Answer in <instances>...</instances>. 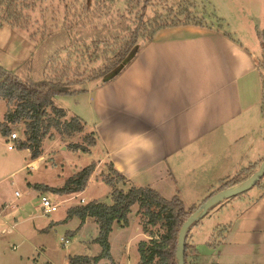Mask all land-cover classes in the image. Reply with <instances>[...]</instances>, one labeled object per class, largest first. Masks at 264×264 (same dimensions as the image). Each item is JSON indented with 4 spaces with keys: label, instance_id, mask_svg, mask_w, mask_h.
I'll return each mask as SVG.
<instances>
[{
    "label": "crops",
    "instance_id": "0c3cea01",
    "mask_svg": "<svg viewBox=\"0 0 264 264\" xmlns=\"http://www.w3.org/2000/svg\"><path fill=\"white\" fill-rule=\"evenodd\" d=\"M13 33L7 30L0 50H11ZM257 69L250 48L222 28H162L115 76L87 81L78 93L90 95V120L79 116L86 132L95 133L89 152L101 153L98 160L112 163L127 185L163 196L155 185L168 175L172 196L186 207L200 204L222 179L264 156L260 102L249 99ZM94 176L95 170L89 181ZM250 190L238 194L239 205H220L216 214L225 219L217 225H226L218 233L204 223L188 231L187 264H264V186ZM203 242L214 248L210 259L197 246Z\"/></svg>",
    "mask_w": 264,
    "mask_h": 264
},
{
    "label": "rangeland",
    "instance_id": "374dc122",
    "mask_svg": "<svg viewBox=\"0 0 264 264\" xmlns=\"http://www.w3.org/2000/svg\"><path fill=\"white\" fill-rule=\"evenodd\" d=\"M91 1V11L99 15L97 6L104 0ZM115 1L105 4L107 11L111 15H115L116 13H125L130 9L131 13L127 17H131L130 24L132 26L138 22L139 13L143 3L146 2L152 4L147 8L144 17L152 18L154 15L152 9L158 5L159 13L162 14L163 19L177 15L179 22L200 23L205 26L222 28L241 39L256 56L257 65L260 64L261 48L257 32L261 31L264 34V0H117L116 3ZM84 2L85 0H14L12 6H15L19 14L17 20L19 27L13 28L7 23L0 26V45H3L7 30L14 32L11 50L6 52L0 50V65L7 69L18 68L34 52L33 61H36L40 68L34 71L33 77L38 79L45 59L50 55L53 56V50L60 42H63L61 41L63 39L61 30L68 23V21L63 23L64 18L68 14L70 21L74 9H81ZM122 2L124 5L126 4L125 7ZM5 7V3L0 5L1 21H6L7 18ZM187 14L188 18H186ZM15 17L11 19L14 20ZM105 17L108 18V16ZM91 21L99 23L96 18H92ZM143 43L145 42L139 40L135 44L130 53L131 56ZM102 62L101 60L92 64L85 62L81 70H84L85 67L100 66ZM86 70L85 75L90 72V68ZM261 71L264 75V69ZM261 71L257 69L252 77L249 92L250 101L261 102L263 92ZM113 76L114 74L108 78ZM85 83L81 86H85ZM88 97L90 95H57L53 98V102L57 107L67 111V118L88 116L90 120V108L86 106ZM9 107L6 99H0V123L4 121V115ZM9 127L10 132H15L18 138L22 137L23 123L9 124ZM86 133L84 128L82 132L68 136L52 129L51 136L41 142V154L32 159L28 149L17 147L16 140H10L9 134H3L0 130V264H69L71 256L93 257L100 252L101 246L95 241L99 234L95 220L91 218L81 223L77 216L66 218L69 207L93 200L111 203V187L105 182V179L110 175L109 163L98 160L101 153L84 152L70 147L72 143L88 146V138H85ZM261 135L264 139V121ZM253 137L258 139L256 135ZM8 143L13 145L12 149L7 148ZM92 148L93 146H89L90 150ZM92 161L100 166L95 169V176L87 183L83 192L59 195L29 186L34 183L46 184L51 187L62 186L67 178ZM169 183L172 188L175 187L168 175H165L164 180H160L155 185L166 198L172 196L170 187H168ZM263 186L264 177L257 186L254 185L250 188L251 190L249 189L250 193H258ZM247 191L243 193H249ZM43 195L58 204L56 211L49 214L43 212L40 203ZM239 195L229 197L216 204L196 225L190 228L191 231L197 229L196 227L201 223H204L206 230L215 224V227H218L217 233L221 231L226 224H217H220L218 221L223 222L225 218H221L223 214L216 213H219V207L222 204L228 205V207L232 203V205H239L241 203V200L237 198ZM80 198L84 199L83 203L80 202ZM229 211H233L232 208ZM228 213L226 212L225 215ZM210 217L211 219L208 220ZM140 220L138 205L134 204L128 213L127 226L121 227L117 223L113 224L109 234L110 253L112 260L117 264H138V242L148 239L147 234L143 232ZM157 229L155 227L152 230L156 231ZM205 237L206 235L201 238ZM65 238H68L71 243L63 244ZM187 239L189 240V236ZM197 246L204 259L212 257L208 254V249L214 250V248L206 247L205 242ZM97 264H111V262L104 258L100 259Z\"/></svg>",
    "mask_w": 264,
    "mask_h": 264
},
{
    "label": "trees",
    "instance_id": "16d2710c",
    "mask_svg": "<svg viewBox=\"0 0 264 264\" xmlns=\"http://www.w3.org/2000/svg\"><path fill=\"white\" fill-rule=\"evenodd\" d=\"M110 1L115 0H104L98 4L99 15L91 11V0H85L81 9H74L70 21L68 14L66 15L63 23L66 21L68 23L65 27L62 25L61 30L63 38L61 41L63 42H60L53 50V56L50 55L45 59L38 79L33 77L34 71L40 68L39 64L33 61L34 52L18 68L7 69L0 65V99H6L10 105L4 115V121L0 123V130L3 134H10L9 124L23 123L22 137L16 139V145L19 148L28 149L32 159L41 154V142L51 136L52 129L68 136L82 132L84 129L80 117L67 118V111L54 104L53 98L55 96L78 94L86 90L85 86L81 85L87 81L98 78L106 80L112 74L115 76L130 59V53L139 40L147 42L158 30L165 27L189 24L179 22L177 15L163 19L162 14L159 13L158 5L152 9L154 12L152 18L144 17L147 8L152 4L144 2L137 19L138 22L132 26L130 24L131 17H127L131 10L128 9L125 13L111 15L105 7V4H109ZM118 1L116 0L115 3ZM13 2L14 0H0V5L5 3V12H7L6 21L0 20V26L7 23L13 28L19 27L17 21L19 14L15 6H12ZM122 5H124L123 2ZM14 17L15 21L11 19ZM188 17L187 14L186 18ZM92 18L99 20V23H95L96 20L95 22L91 21ZM193 24L202 25L200 23ZM257 35L261 48L258 70L261 71L264 69V34L258 31ZM100 60L103 61L102 65L89 67L90 72H87V75H85L86 69L89 68L85 67L84 70H81L85 62L92 64ZM262 82L263 92L260 110L264 121L263 74ZM85 138H88V146L72 143L70 147L89 152V146H94L96 143L95 133L88 132ZM263 158L264 156L251 167L241 169L234 176L222 179L219 187L211 191L206 198L217 191L242 182L256 170ZM95 167L96 164L92 161L67 178L64 184L59 187L38 183L29 184V186L59 195L82 192L86 188ZM108 169L110 175L105 179V182L111 187V203L93 200L75 205L68 208L66 216V218L77 216L81 223L86 218H93L99 230L95 241L100 244L101 250L93 257L87 255L71 256L69 264H97L100 259L104 258L108 259L111 264H115L110 254L109 234L114 223L121 227L128 225V213L134 204L138 205L142 229L148 236L147 240L138 242V264H153L154 262L157 264H177L175 250L179 229L186 218L201 203L186 207L177 194L171 198H166L149 186H127V178L117 171L112 163L108 164ZM260 180L255 184L256 186ZM155 227L158 229L153 231L152 229ZM187 249L186 236L185 264H187Z\"/></svg>",
    "mask_w": 264,
    "mask_h": 264
},
{
    "label": "water",
    "instance_id": "95a60500",
    "mask_svg": "<svg viewBox=\"0 0 264 264\" xmlns=\"http://www.w3.org/2000/svg\"><path fill=\"white\" fill-rule=\"evenodd\" d=\"M264 175V158L257 169L237 185L226 187L205 199L182 223L177 237L175 257L177 264H185V240L190 228L201 220L216 204L253 187Z\"/></svg>",
    "mask_w": 264,
    "mask_h": 264
},
{
    "label": "built area",
    "instance_id": "2783aa9c",
    "mask_svg": "<svg viewBox=\"0 0 264 264\" xmlns=\"http://www.w3.org/2000/svg\"><path fill=\"white\" fill-rule=\"evenodd\" d=\"M8 138L10 139V140H16L17 138H18V136H17V134L15 133V132H11L9 135H8ZM7 148L8 149H12L13 148V145L11 144V143H8L7 144ZM72 196H74V195H72ZM76 196V195H75ZM80 202H84V199L83 198H81L80 199ZM40 203H41V206H42V209H43V212L45 213V214H49V213H51V212H54V211H56L57 210V206H58V204L57 203H53L51 200H49V198L48 197H46L45 195H43L42 197H41V200H40ZM63 244H70L71 242H70V240L68 239V238H65V239H63Z\"/></svg>",
    "mask_w": 264,
    "mask_h": 264
}]
</instances>
